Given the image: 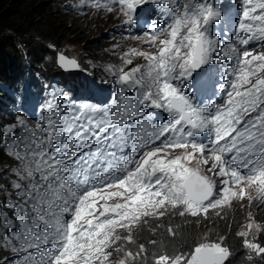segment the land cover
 Masks as SVG:
<instances>
[{
  "label": "snow or ice",
  "instance_id": "obj_1",
  "mask_svg": "<svg viewBox=\"0 0 264 264\" xmlns=\"http://www.w3.org/2000/svg\"><path fill=\"white\" fill-rule=\"evenodd\" d=\"M237 3L229 29L218 0H70L78 13L116 14L122 39L140 47L104 66L114 85L107 104L51 89L38 116L0 125L15 161L0 168V251L11 264H232L237 252L222 235L177 245V230L158 233V224L149 252L134 232L171 216L223 218L233 202L264 206V0ZM146 5L154 17L137 28ZM52 61L80 67L58 50ZM210 87L213 98L201 102ZM261 233L249 213L236 233L247 264L264 261Z\"/></svg>",
  "mask_w": 264,
  "mask_h": 264
},
{
  "label": "trees",
  "instance_id": "obj_2",
  "mask_svg": "<svg viewBox=\"0 0 264 264\" xmlns=\"http://www.w3.org/2000/svg\"><path fill=\"white\" fill-rule=\"evenodd\" d=\"M60 5L58 0H0V81H6L13 73H18L25 59L28 60L32 72L37 70L51 73L56 70L57 66L52 58L57 50H64L69 39H76V42L82 41L86 56L83 58V63H80V68L83 67L86 71L89 69L85 66V60H91L96 65H100L105 62L102 57L109 58L112 54L108 49L111 43L105 44L104 33L98 37L83 40L95 31L97 25L102 24V19L79 23L67 15ZM83 26L86 27L82 28ZM49 44L55 47L49 48ZM93 50H98V54L95 55ZM23 52L26 58H22ZM14 165L15 163L5 162L0 150V168ZM242 203L245 207L246 201ZM236 213L226 215L221 219L215 217L212 221L204 220L202 224L214 225L219 234L226 237V243L237 252L232 264H247L245 251L240 247V239L236 236L237 224L245 217L240 220L239 217H235ZM158 224L161 225L157 229L158 233H163L168 226L177 230L178 237L174 242L177 245L187 246L193 240L198 239L199 229L195 228L198 225L194 219L168 217L160 221L150 220L149 224L144 226L145 228L142 230L138 228L134 232L137 242L144 243L149 252L157 250L149 245L148 241L160 239L159 235L153 236L151 231ZM259 240L264 242V233L259 235ZM164 243L171 250L172 245L168 238L164 239ZM129 247L134 251L136 249V245ZM255 264H264V261L256 259Z\"/></svg>",
  "mask_w": 264,
  "mask_h": 264
},
{
  "label": "rangeland",
  "instance_id": "obj_3",
  "mask_svg": "<svg viewBox=\"0 0 264 264\" xmlns=\"http://www.w3.org/2000/svg\"><path fill=\"white\" fill-rule=\"evenodd\" d=\"M58 1H59V3L62 2V0H58ZM101 22H102V24L100 23L99 25H97L95 31L93 33L88 34L89 37H85V38H83V40L93 38V37H98L101 33L107 34L108 28L111 26V24H112V22H114V20L108 18V19H102ZM84 27H86V26H83L82 28H84ZM75 40L76 39H73V40L69 39L67 41V44H66V47L64 48V50L60 51V52L65 53L67 56H70V58L77 59L79 64H80V63H83V58L86 56V54L84 52V49L82 48V46H83L82 41L76 42ZM117 42H119L120 47L116 50V54L114 55L112 53L111 55H109V58L102 57V59L107 61L108 64L119 63L118 56H119L121 50H127L128 48L133 47L132 45H136V44H132V43L122 42V41L118 40V38L115 37V39L110 44V47L112 48L113 44H115ZM110 47L108 48L109 50H111ZM93 51H94L93 53L95 55L98 54V50H93ZM85 66H86V68L90 69V67H89L90 65H89L88 60H85ZM81 68L84 69L83 67H81ZM92 69L96 70V64L93 62H92ZM97 69L101 72V69L99 67ZM100 72H98V74H100ZM41 73H44L45 75L47 74L45 72H41ZM103 79H106L105 73L99 78H94V81L98 82V81H102ZM0 119H1V117H0ZM208 137H209V135H208ZM207 139L208 138L206 137L205 139H201L200 141H206ZM237 204H239V205H237ZM245 204L246 205L244 207V203L233 202V205L231 207H227V208L223 209V214H224L223 217H225L226 215L232 214L234 212H237L236 213L237 215L235 217H239L240 220L243 219V217H245V219L240 223V225L238 227V231L241 230L242 225L247 223V217H248L249 213H251L254 216V218L257 222L264 223V206H261L259 202H256L255 204L250 205L249 202L247 201ZM236 205H237V207H240V208H236ZM171 217L177 218L178 216H171ZM215 217H216L215 214H213L211 216V218L209 220H206V221H212ZM178 218H180V217H178ZM219 219H221V218H219ZM202 221H204V220H201L199 222L196 221V223L198 225V226H196V228L199 229L198 239L203 235H210V237L212 239H215L217 236H220L219 231L215 226H213L211 224H202ZM143 228H145V227L141 226L140 230H142Z\"/></svg>",
  "mask_w": 264,
  "mask_h": 264
},
{
  "label": "bare ground",
  "instance_id": "obj_4",
  "mask_svg": "<svg viewBox=\"0 0 264 264\" xmlns=\"http://www.w3.org/2000/svg\"><path fill=\"white\" fill-rule=\"evenodd\" d=\"M228 4H229V2H226L225 4H223L224 8H226ZM114 24H116V21L112 22L111 25H114ZM109 34H110V32L107 34V38H108ZM104 36H106V34H104ZM115 37L118 38V40L120 39V37L117 34L115 35ZM112 40H114V39L112 38ZM110 43H112V42H110ZM260 50L261 49L259 48L256 51H260ZM80 69H81V71L87 72L85 69H82V68H80ZM91 71H92L93 75L98 74V73H94V72H97L96 70H91ZM91 71H89V72H91ZM101 72H102V70H101ZM101 72H100V74H98L99 76L97 78H99L102 75ZM42 74L45 75L44 73H42ZM98 82H102V81H98ZM35 83H37V81H35ZM24 86H26V85H24ZM208 135H210L209 132H205L204 134L200 135L199 139L201 140V139H205L206 137L208 138ZM0 259H1V257H0Z\"/></svg>",
  "mask_w": 264,
  "mask_h": 264
}]
</instances>
